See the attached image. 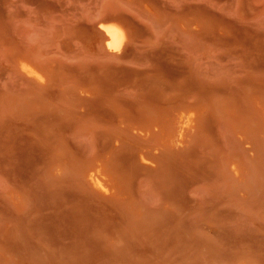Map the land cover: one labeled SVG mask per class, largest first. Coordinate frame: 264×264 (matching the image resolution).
Returning <instances> with one entry per match:
<instances>
[{"label": "rangeland", "instance_id": "obj_1", "mask_svg": "<svg viewBox=\"0 0 264 264\" xmlns=\"http://www.w3.org/2000/svg\"><path fill=\"white\" fill-rule=\"evenodd\" d=\"M0 264H264V0H0Z\"/></svg>", "mask_w": 264, "mask_h": 264}, {"label": "bare ground", "instance_id": "obj_2", "mask_svg": "<svg viewBox=\"0 0 264 264\" xmlns=\"http://www.w3.org/2000/svg\"><path fill=\"white\" fill-rule=\"evenodd\" d=\"M102 28L108 37L106 46L113 51H121L128 38L123 26L117 22H108L102 24Z\"/></svg>", "mask_w": 264, "mask_h": 264}]
</instances>
